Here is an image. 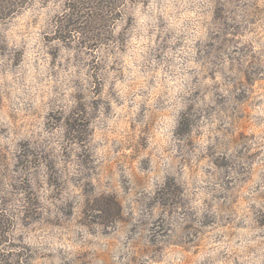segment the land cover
I'll use <instances>...</instances> for the list:
<instances>
[{"label":"rangeland","instance_id":"rangeland-1","mask_svg":"<svg viewBox=\"0 0 264 264\" xmlns=\"http://www.w3.org/2000/svg\"><path fill=\"white\" fill-rule=\"evenodd\" d=\"M0 264H264V0H0Z\"/></svg>","mask_w":264,"mask_h":264},{"label":"trees","instance_id":"trees-1","mask_svg":"<svg viewBox=\"0 0 264 264\" xmlns=\"http://www.w3.org/2000/svg\"><path fill=\"white\" fill-rule=\"evenodd\" d=\"M70 1H72V0H70ZM74 1V0H73ZM75 1H78V0H75ZM110 0H105V3H107V2H109ZM108 7L107 6H104L103 7V10H105V9H107Z\"/></svg>","mask_w":264,"mask_h":264}]
</instances>
